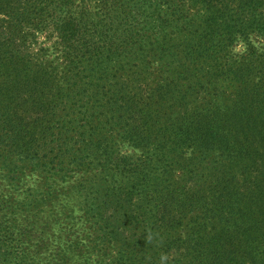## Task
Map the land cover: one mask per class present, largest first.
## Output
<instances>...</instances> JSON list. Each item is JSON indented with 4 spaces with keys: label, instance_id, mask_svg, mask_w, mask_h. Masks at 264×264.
Wrapping results in <instances>:
<instances>
[{
    "label": "trees",
    "instance_id": "obj_1",
    "mask_svg": "<svg viewBox=\"0 0 264 264\" xmlns=\"http://www.w3.org/2000/svg\"><path fill=\"white\" fill-rule=\"evenodd\" d=\"M208 1L0 0V167L76 180L0 193V264H264V0Z\"/></svg>",
    "mask_w": 264,
    "mask_h": 264
},
{
    "label": "rangeland",
    "instance_id": "obj_2",
    "mask_svg": "<svg viewBox=\"0 0 264 264\" xmlns=\"http://www.w3.org/2000/svg\"><path fill=\"white\" fill-rule=\"evenodd\" d=\"M228 4V0H209L200 7H197V5L193 4L191 6V15L198 18L195 24H201L202 21H205V23H208V26L211 29H217V33L215 34H219V38L222 39L226 36L228 32L227 30H229L230 28L237 30L236 26H239V24H241L238 23L239 20L241 22L243 19H248L250 16V12L246 7H244L243 10L238 11L236 15L231 16L225 10ZM226 19H228L230 23H226ZM253 34L255 33L251 34V38H254L255 35ZM254 40L259 42V44L264 43V38L260 36H258L257 39ZM247 42L248 40L245 39L244 36L238 38L234 43L236 44L233 47L234 52L239 54L242 53L246 49ZM194 104L200 106L198 105V102H195ZM190 105V107H192L193 103H191ZM201 107H204V105H201ZM18 164L21 169L20 174L17 176L7 174L5 170L1 169L0 167V193L4 194L8 198H11L12 201H15L14 207L16 208L17 215L15 216V221L12 222V224L18 225L19 227L23 224L30 226L31 222L29 221V219L31 218L33 213L31 214L32 211L29 210V195L32 193H43V195H48L49 192L51 193L52 191H56L57 189L61 193L68 190L70 191L72 188L71 186L75 183L76 180L75 178H67L65 181H62L61 178L51 173L41 172L39 170V167H36L37 170H35L33 169L32 165H29V157H27L26 155L18 158ZM39 164H42L41 166H43V163ZM60 184H62V189L59 188ZM71 205L75 207L73 203ZM57 210L58 208L55 207L54 211L56 212ZM44 213L47 217H49L53 214V211L50 209V207H46V211ZM69 227V222L65 221L63 223L56 224L54 226L55 230L46 229V232L48 234L50 233V231H53L54 233H57L59 231L67 233L69 231ZM76 227H79V225H76ZM84 234H89V231L84 232ZM90 240L91 238H83L81 241H85L83 243H86V241ZM60 245L65 250H71V248L65 242H60ZM70 256H73V262L75 264L79 262L80 258L77 253L70 254Z\"/></svg>",
    "mask_w": 264,
    "mask_h": 264
}]
</instances>
